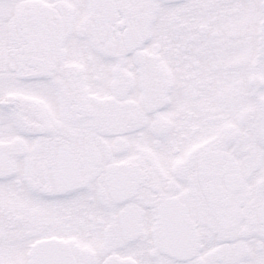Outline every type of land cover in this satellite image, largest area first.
Instances as JSON below:
<instances>
[{
  "label": "snow or ice",
  "instance_id": "obj_1",
  "mask_svg": "<svg viewBox=\"0 0 264 264\" xmlns=\"http://www.w3.org/2000/svg\"><path fill=\"white\" fill-rule=\"evenodd\" d=\"M0 264H264V0H0Z\"/></svg>",
  "mask_w": 264,
  "mask_h": 264
}]
</instances>
